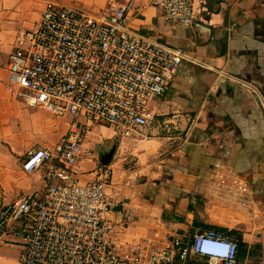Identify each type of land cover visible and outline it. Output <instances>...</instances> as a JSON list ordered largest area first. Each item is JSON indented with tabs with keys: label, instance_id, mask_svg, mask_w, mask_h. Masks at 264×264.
<instances>
[{
	"label": "crops",
	"instance_id": "obj_1",
	"mask_svg": "<svg viewBox=\"0 0 264 264\" xmlns=\"http://www.w3.org/2000/svg\"><path fill=\"white\" fill-rule=\"evenodd\" d=\"M47 1L92 15L107 3L0 0V205L45 187L42 170L27 173L21 160L31 147H53L71 121L27 107L6 68L16 35ZM126 11L133 31L182 47L195 61L179 66L142 132L87 127L79 179H93L99 165L111 168L105 216L123 241H189L215 228L245 243L236 264H264V0H196L187 28L168 25L153 0H133ZM5 239L0 264H19L20 239Z\"/></svg>",
	"mask_w": 264,
	"mask_h": 264
},
{
	"label": "built area",
	"instance_id": "obj_2",
	"mask_svg": "<svg viewBox=\"0 0 264 264\" xmlns=\"http://www.w3.org/2000/svg\"><path fill=\"white\" fill-rule=\"evenodd\" d=\"M132 1L107 0L96 15L47 1L33 26L15 37L6 68L21 101L71 118L58 143L31 147L21 160L27 173L42 170L45 187L0 205V244L20 239L19 264H184L189 256L237 263L236 239L215 228L189 241H123L105 216L111 168L99 165L93 179H79L75 163L87 127L142 132L179 66L195 61L182 47L133 31L126 21ZM195 2L153 0L168 25L183 28L193 23Z\"/></svg>",
	"mask_w": 264,
	"mask_h": 264
},
{
	"label": "trees",
	"instance_id": "obj_3",
	"mask_svg": "<svg viewBox=\"0 0 264 264\" xmlns=\"http://www.w3.org/2000/svg\"><path fill=\"white\" fill-rule=\"evenodd\" d=\"M237 251L236 254H242L244 251L245 243L238 237L236 238ZM184 264H205L204 259L197 256L187 257Z\"/></svg>",
	"mask_w": 264,
	"mask_h": 264
}]
</instances>
